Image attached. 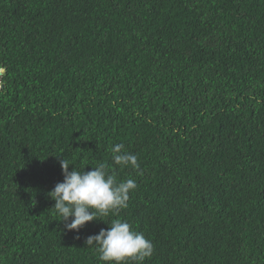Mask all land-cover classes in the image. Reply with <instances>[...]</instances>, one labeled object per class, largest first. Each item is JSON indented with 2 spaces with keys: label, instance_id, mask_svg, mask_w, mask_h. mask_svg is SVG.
Returning a JSON list of instances; mask_svg holds the SVG:
<instances>
[{
  "label": "trees",
  "instance_id": "1",
  "mask_svg": "<svg viewBox=\"0 0 264 264\" xmlns=\"http://www.w3.org/2000/svg\"><path fill=\"white\" fill-rule=\"evenodd\" d=\"M2 70L0 264H104L113 219L144 264H264V0H0ZM61 159L134 179L127 207L67 231Z\"/></svg>",
  "mask_w": 264,
  "mask_h": 264
},
{
  "label": "clouds",
  "instance_id": "2",
  "mask_svg": "<svg viewBox=\"0 0 264 264\" xmlns=\"http://www.w3.org/2000/svg\"><path fill=\"white\" fill-rule=\"evenodd\" d=\"M110 147L114 165L130 166L138 174H143L137 155L128 152L124 144L116 143ZM59 162L64 179L48 195L55 201L52 209L62 217L61 222L67 231L78 232L88 222L103 220L98 217L118 215L120 209L127 207L130 192L137 187L134 179L118 181L104 163L92 167L90 171L76 167L70 171L72 164L67 159ZM109 225L85 240L87 247L93 248L104 264H129L130 261L144 264L146 259L152 257V241L134 231L128 222L113 219Z\"/></svg>",
  "mask_w": 264,
  "mask_h": 264
},
{
  "label": "water",
  "instance_id": "3",
  "mask_svg": "<svg viewBox=\"0 0 264 264\" xmlns=\"http://www.w3.org/2000/svg\"><path fill=\"white\" fill-rule=\"evenodd\" d=\"M3 72H4V71L0 72V78H1V76H2V74H3Z\"/></svg>",
  "mask_w": 264,
  "mask_h": 264
}]
</instances>
